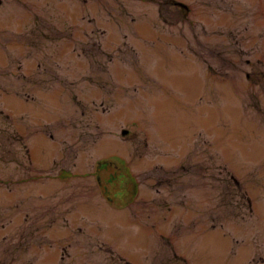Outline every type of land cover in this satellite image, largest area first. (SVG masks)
Instances as JSON below:
<instances>
[{"label":"rangeland","instance_id":"rangeland-1","mask_svg":"<svg viewBox=\"0 0 264 264\" xmlns=\"http://www.w3.org/2000/svg\"><path fill=\"white\" fill-rule=\"evenodd\" d=\"M0 264H264V0H0Z\"/></svg>","mask_w":264,"mask_h":264},{"label":"flooded vegetation","instance_id":"flooded-vegetation-1","mask_svg":"<svg viewBox=\"0 0 264 264\" xmlns=\"http://www.w3.org/2000/svg\"><path fill=\"white\" fill-rule=\"evenodd\" d=\"M173 3H174V4H177V3H179V2H175V1H173Z\"/></svg>","mask_w":264,"mask_h":264}]
</instances>
